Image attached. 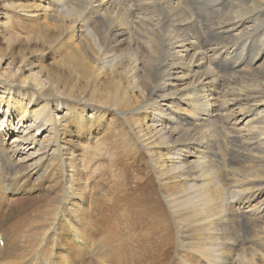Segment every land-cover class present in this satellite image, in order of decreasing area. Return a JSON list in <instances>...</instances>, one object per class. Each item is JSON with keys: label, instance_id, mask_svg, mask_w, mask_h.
I'll return each mask as SVG.
<instances>
[{"label": "bare ground", "instance_id": "obj_1", "mask_svg": "<svg viewBox=\"0 0 264 264\" xmlns=\"http://www.w3.org/2000/svg\"><path fill=\"white\" fill-rule=\"evenodd\" d=\"M28 1L0 0V211L31 208L0 264H76L62 244L80 264H152L169 242L174 264H264V0ZM72 137L107 152L100 169L120 153L151 168L139 236L103 201L125 174L91 194ZM20 228L41 231L24 247Z\"/></svg>", "mask_w": 264, "mask_h": 264}, {"label": "rangeland", "instance_id": "obj_2", "mask_svg": "<svg viewBox=\"0 0 264 264\" xmlns=\"http://www.w3.org/2000/svg\"><path fill=\"white\" fill-rule=\"evenodd\" d=\"M26 4L31 6L33 5V2L29 0L28 2H26ZM6 41H7V38L6 37L1 38V35H0V47L5 48L4 43ZM17 41H21V40H17ZM14 51L19 52V56L23 55L22 59L25 57L26 58L28 57V55H26V46L22 41L16 43L14 47ZM41 63L42 65L49 63V58L46 57L42 59ZM15 123L16 122H14V124ZM70 140H73L76 143V146L82 145V148H85V150H83V153L84 155H87L86 161H88L89 163L87 177L90 178L89 189H90L91 194L94 193L95 183H99V186H103L105 183L108 184V180H109L108 175L111 174L112 171L123 172L125 174L126 178L122 180L121 182H117L113 186L112 201H109L106 199H104L103 201L114 205L116 212H118V210L120 211L124 210L127 207L128 208L127 219L128 221H130L129 233L131 234L132 239L135 236H139L142 233V231L146 228V225H147L146 222L148 220H146V217H147L146 211L149 212V209H147V207L149 208L151 203H157V198L155 195L154 187H155V184L156 186H159V185L158 183H155L153 185L151 182V179H152V177L150 176V172H152L151 168L147 169L145 162L142 159H140L138 155H136V157L133 158L129 153H120V158H118L117 160L114 159L108 162L107 160H105V163H103L104 165L103 168L100 169V163H102L100 162L102 160V157L100 154H102V156H105L107 154L106 151L100 150V149L97 151L96 147L93 145L94 143L93 141L82 140L79 142L78 139L75 137H72ZM80 154H81V151H78L77 156L79 157ZM94 155H97V156L100 155V156L96 157L95 160L93 161ZM78 157L76 158V162H75L76 165H79ZM96 166L98 167L95 172ZM96 174L98 175L97 177L98 182L96 181ZM102 175H107V176L102 177ZM27 187L35 189L36 193H38L39 196H44L46 193L44 190H39L35 187H32V185L30 184H28ZM126 194L128 197L124 199L123 197ZM7 195L10 196L9 193H7ZM137 198L139 199V201ZM13 202H16L17 204L7 203L3 206L2 210L0 211V234L1 233L3 234L5 241L7 240L10 241L14 238L12 236V230H13V224L15 223V221L20 216L30 212L31 210L30 207L29 208L24 207L26 203L25 199L16 198L13 200ZM137 203L139 204L137 205ZM166 204H169L167 200L164 197L161 198L160 196L159 206L162 205V208L164 207L163 211L165 210L164 211L165 213L167 212L170 213V209H168ZM143 205H145V208ZM105 208H106V204L104 205L102 209V212H101L102 215L100 214L101 215L99 218L100 227L102 226L101 218H104L107 215V210ZM171 216L169 217L166 216L168 221H172ZM39 231L41 230L37 228L31 229V230L20 228L18 231V236L20 238V244L24 247L31 246L35 240V236L33 234ZM120 244L124 247V250L129 249V248L136 249V247H138L141 244V242H137V241L129 242V243L119 242V241L114 242V246H118ZM62 246L64 247V253L69 254L76 264H80V260L78 258L80 254L73 248V246L71 245L66 246L64 244H62ZM174 251H175L174 243L169 242L167 243V245L161 244L158 248H156V252H155L152 264H174L172 262Z\"/></svg>", "mask_w": 264, "mask_h": 264}]
</instances>
